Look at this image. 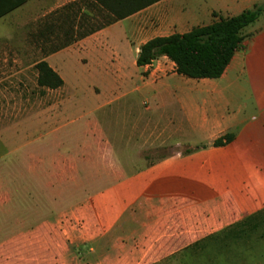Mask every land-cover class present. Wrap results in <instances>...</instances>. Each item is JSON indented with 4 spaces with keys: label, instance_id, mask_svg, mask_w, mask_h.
<instances>
[{
    "label": "crops",
    "instance_id": "0c3cea01",
    "mask_svg": "<svg viewBox=\"0 0 264 264\" xmlns=\"http://www.w3.org/2000/svg\"><path fill=\"white\" fill-rule=\"evenodd\" d=\"M149 1L25 0L0 18V85L34 72L38 88L67 93L73 69L118 77L156 109L177 103L181 118L166 129L188 147L89 197L71 213L81 227L45 217L17 231L0 242V264H159L264 217V15L220 79L180 76L167 57L137 65L151 40L264 9V0ZM42 62L63 87L39 86ZM226 135L232 141L216 147Z\"/></svg>",
    "mask_w": 264,
    "mask_h": 264
},
{
    "label": "rangeland",
    "instance_id": "374dc122",
    "mask_svg": "<svg viewBox=\"0 0 264 264\" xmlns=\"http://www.w3.org/2000/svg\"><path fill=\"white\" fill-rule=\"evenodd\" d=\"M66 79L67 93L38 88L34 72L0 85L8 88L0 93V208L12 211L0 215V242L45 217L81 227L71 213L89 197L188 150L182 134L166 129L181 118L177 103L156 109L126 94L118 77L73 69ZM159 264H264V217Z\"/></svg>",
    "mask_w": 264,
    "mask_h": 264
},
{
    "label": "trees",
    "instance_id": "16d2710c",
    "mask_svg": "<svg viewBox=\"0 0 264 264\" xmlns=\"http://www.w3.org/2000/svg\"><path fill=\"white\" fill-rule=\"evenodd\" d=\"M156 0H150L152 3ZM25 0H0V18L21 6ZM149 3H144V7ZM264 15L262 6H256L241 15L220 19L205 27L193 29L185 35L156 38L143 45L137 60L138 67L151 65L161 57H167L176 65L180 76L194 79H220L236 52L249 37L244 31ZM216 17L217 15L214 14ZM40 87L59 89L64 81L47 63L37 66ZM232 135L218 139L214 145L220 147L230 143Z\"/></svg>",
    "mask_w": 264,
    "mask_h": 264
}]
</instances>
